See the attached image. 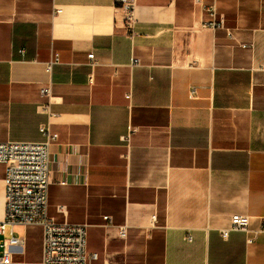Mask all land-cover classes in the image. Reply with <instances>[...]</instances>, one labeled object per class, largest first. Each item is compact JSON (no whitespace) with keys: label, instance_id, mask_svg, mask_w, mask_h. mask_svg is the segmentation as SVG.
<instances>
[{"label":"crops","instance_id":"1","mask_svg":"<svg viewBox=\"0 0 264 264\" xmlns=\"http://www.w3.org/2000/svg\"><path fill=\"white\" fill-rule=\"evenodd\" d=\"M136 19L131 37L117 0H0V142L58 134L48 214L88 225L96 264H264V0H137ZM235 214L250 231L224 238ZM13 232L9 264H39L43 227Z\"/></svg>","mask_w":264,"mask_h":264},{"label":"built area","instance_id":"2","mask_svg":"<svg viewBox=\"0 0 264 264\" xmlns=\"http://www.w3.org/2000/svg\"><path fill=\"white\" fill-rule=\"evenodd\" d=\"M124 11L125 26L133 37L136 19L137 0H117ZM61 10H57L60 12ZM206 12L214 16L212 7ZM209 28H224L223 21L208 20L203 24ZM228 34L233 37L232 32ZM89 65L94 67L98 61L94 53L88 55ZM59 54L49 63V67L58 63ZM133 67L140 65L138 58H133ZM50 69V68H49ZM41 93L51 99L50 87H43ZM196 90H191L194 97ZM43 139L39 141L0 142V163L6 166L5 177V217L0 222V264H9V254L14 248H20L24 239L17 237L13 228L18 225L39 224L43 227V258L39 264H96L99 256L87 250V224L58 223L48 214L49 189L52 172V145L58 134L50 125H42ZM108 218V217H106ZM7 227L12 229L11 236L5 238ZM232 231H250V216L235 214L229 227L223 229L227 238ZM125 236V229L121 230ZM188 239H191L189 236Z\"/></svg>","mask_w":264,"mask_h":264},{"label":"rangeland","instance_id":"3","mask_svg":"<svg viewBox=\"0 0 264 264\" xmlns=\"http://www.w3.org/2000/svg\"><path fill=\"white\" fill-rule=\"evenodd\" d=\"M206 13H207V12H206ZM207 14H208V13H207ZM208 15H209V14H208ZM214 15H215V14H214ZM209 16H210V15H209ZM210 17H212V16H210ZM213 17H214V16H213ZM213 17H212V18H213Z\"/></svg>","mask_w":264,"mask_h":264}]
</instances>
